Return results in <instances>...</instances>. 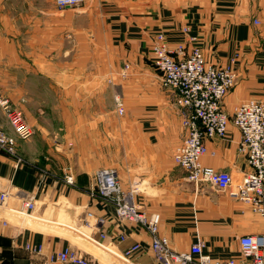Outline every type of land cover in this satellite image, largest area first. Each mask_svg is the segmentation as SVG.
<instances>
[{
  "label": "crops",
  "instance_id": "1",
  "mask_svg": "<svg viewBox=\"0 0 264 264\" xmlns=\"http://www.w3.org/2000/svg\"><path fill=\"white\" fill-rule=\"evenodd\" d=\"M159 34L172 48L197 45L208 63L235 70L223 102L229 115L243 101L264 99V0H85L76 7L0 0V82L21 83L0 93L19 104L34 129L31 139H17L21 165L0 149V192H11L0 204V264H42L47 253L67 245L88 264H164L145 228L121 221L113 204L91 196L95 170L111 163L106 154L114 156L122 187L134 190L141 209L160 215V233L174 250L203 239L214 258L237 259L238 238L264 232V217L250 204L209 182L188 181L174 162L185 131L175 91L163 86L153 64ZM126 63L129 77L115 89L99 87L107 77L119 79L111 72ZM50 65L58 68L52 81L68 75L74 83L58 92V119L48 121L32 83L45 81ZM115 94L123 98L124 116L110 103ZM0 125L13 134L1 108ZM240 140L231 121L225 138L206 139L202 163L241 179L252 169ZM66 166L74 184L64 180ZM27 195L36 200L30 214L21 211ZM88 210L99 217L105 238L86 224ZM135 242L141 249L125 257ZM27 244L41 245L43 254H32Z\"/></svg>",
  "mask_w": 264,
  "mask_h": 264
},
{
  "label": "built area",
  "instance_id": "2",
  "mask_svg": "<svg viewBox=\"0 0 264 264\" xmlns=\"http://www.w3.org/2000/svg\"><path fill=\"white\" fill-rule=\"evenodd\" d=\"M85 0H55L58 7L78 6ZM188 30V29H186ZM195 40V38H194ZM153 63L161 74L163 86L175 91L176 103L180 107L182 126L185 134L177 146L173 159L176 165L187 172L190 182H209L219 190L228 191L239 201L252 206L254 212L264 217V99H250L238 104L229 115L223 106L225 97L236 83L237 74L231 66H217L208 63L202 49L195 45L188 52L184 45L170 47L163 34L157 36L153 45ZM125 66L121 78L127 77ZM115 108L118 115H124L125 104L120 95H115ZM0 108L5 112L14 135L0 125V149L15 159L16 166L24 159L18 154L17 139L29 140L34 135L32 125L21 109L14 106L11 99L0 93ZM239 129L241 140L239 151L247 156L251 171L241 179H235L227 170L216 169L202 163L208 152L206 139L214 136L225 138L230 122ZM64 180L74 184L70 169ZM93 198L107 201L115 206L116 215L121 221L133 222L145 228L151 235V249L164 264H264V232L243 234L238 238L240 257L230 259L214 258L206 252V242L199 239L187 251H177L170 246L169 239L160 233V215L148 214L136 203L134 190H125L118 172L111 167L98 168L94 172V185L90 190ZM11 195L8 190L0 192V204H6ZM36 208L33 195L21 200V211L32 213ZM92 219H96L93 224ZM85 222L98 229L100 236L107 234L100 230L99 217L88 210ZM120 238L125 239L124 235ZM142 245L133 243L124 251L129 257L139 251ZM32 253L41 255V245L27 244ZM89 260L80 250L70 245L59 251L47 253L42 264H88Z\"/></svg>",
  "mask_w": 264,
  "mask_h": 264
},
{
  "label": "rangeland",
  "instance_id": "3",
  "mask_svg": "<svg viewBox=\"0 0 264 264\" xmlns=\"http://www.w3.org/2000/svg\"><path fill=\"white\" fill-rule=\"evenodd\" d=\"M74 7H76V6H74ZM192 48L193 47H191V49ZM191 49H188V52ZM153 57H154V55H153ZM125 66L126 67L129 66V68L127 69V77H129L133 73V70H132L131 65L129 63H126L123 66H121L120 68L118 67L117 69L112 70V72H111V74H113V75L116 74V77L119 76V79H112L111 77H109V78L107 77L108 80H105V81L103 80L101 82H97V84H99V87H101L102 89H111L112 90V88L115 89L116 88L115 86H117L118 84L120 85V83H121L120 81L125 80L127 78L126 77V78L123 79V78L120 77V73L123 72V69L125 68ZM154 67L156 68L155 64H154ZM53 70L56 71V70H58V68L56 66L53 67L51 65L50 66H46L45 67V73H47V74L49 73V75H46L45 76L46 77L45 81H42V82L40 81V82H34V83H32V89L34 90V92L36 90L39 91L38 100L39 101H42V103L44 104V109H43L44 110V113H45L44 115H45V117H46V119L48 121H51L52 119H54V120H57L58 119V111L55 108V107L58 108V106H59V103H58L59 102L58 101L59 98L57 97L58 92H60V91L61 92H63V91L65 92V91L71 89L72 88V85H73L72 83H74V82H71V81L68 80V75L66 77L63 76L66 79L61 80V82H54V81H52L51 74H53ZM156 70H157V68H156ZM157 71L159 72V70H157ZM62 75H64V74H62ZM20 87H21V83L20 82H18V83H3V82L1 83L0 82V91H2V92L7 91L10 88H12L13 90L20 89ZM115 95H119V94H115ZM10 99H11V101L14 102V105L16 107H19V104L16 105L15 104L16 102H15V100L13 98H10ZM110 101H111L110 102L111 105L115 106L114 98H113V100H110ZM19 102H20V99H18V103ZM119 116L121 117V116H124V115H119ZM6 130L8 132H10L8 129H6ZM58 132H60V134L61 135L63 134V136H64V134H65L66 131L65 130H60V131L58 130ZM12 133L14 135V131ZM70 143H71L70 141H68V143L66 142V144H68V147H69ZM105 157H107L108 160L109 159L111 160V163L108 162V165H109L108 167H111V168L114 167V168H116L115 165H116L117 161L116 160L115 161H112V159L114 158V156H112L110 154H108V155L106 154L103 158H105ZM68 167L69 166H66L67 170L69 169Z\"/></svg>",
  "mask_w": 264,
  "mask_h": 264
}]
</instances>
